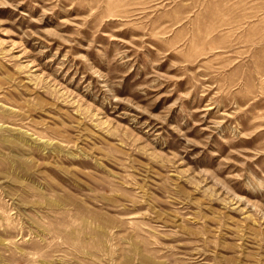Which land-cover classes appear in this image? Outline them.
<instances>
[{"label":"rangeland","instance_id":"rangeland-1","mask_svg":"<svg viewBox=\"0 0 264 264\" xmlns=\"http://www.w3.org/2000/svg\"><path fill=\"white\" fill-rule=\"evenodd\" d=\"M0 264H264V0H0Z\"/></svg>","mask_w":264,"mask_h":264}]
</instances>
